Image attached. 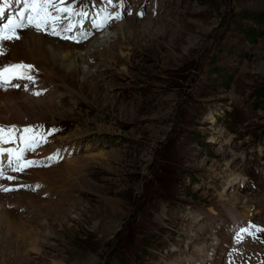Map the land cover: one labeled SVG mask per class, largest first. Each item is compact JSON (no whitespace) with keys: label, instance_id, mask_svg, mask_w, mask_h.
<instances>
[{"label":"rangeland","instance_id":"obj_1","mask_svg":"<svg viewBox=\"0 0 264 264\" xmlns=\"http://www.w3.org/2000/svg\"><path fill=\"white\" fill-rule=\"evenodd\" d=\"M149 17L155 24L148 31L160 41L138 33L131 50L122 49L129 55L126 72L111 64L85 78L81 68V76L70 78L75 107L62 118L23 127L33 128L25 134L52 161L66 156L59 162L73 163L69 171L82 189L61 194L44 187L42 178L12 187L46 189L43 198L62 212L31 219L22 229L47 222L37 235L40 249L25 238V244H0V264H170L187 255L199 264L195 246L204 245L193 233L222 223L219 211L249 208L264 227V0H136L114 24L140 25ZM190 35L198 37L194 46ZM122 50L115 46L106 57L124 60ZM31 154L25 159L36 164L26 172L42 169ZM240 170L248 180L235 192L244 199L230 194ZM216 214L220 222L214 223ZM6 231L0 230V240ZM241 236L218 264H264V231H252L246 241Z\"/></svg>","mask_w":264,"mask_h":264},{"label":"bare ground","instance_id":"obj_2","mask_svg":"<svg viewBox=\"0 0 264 264\" xmlns=\"http://www.w3.org/2000/svg\"><path fill=\"white\" fill-rule=\"evenodd\" d=\"M127 7L129 8L130 5ZM16 11L18 10H15L13 13ZM150 19L151 17L147 18L146 21L140 25L131 24L133 22L132 20L126 21L125 24L123 23L117 25H112L113 21H111L112 26L109 29L106 30V28L109 26L106 28H99V30H97L96 34L94 35L95 37L92 36L93 38L88 41H86V37L84 35H81V29H79L77 34H74V31L64 33V35L70 38L63 39L59 35H50L45 31H36L35 29L31 28L23 30L19 40L13 39L0 41V48H2L4 53L3 55H0V65L8 63L30 64L33 66L32 70L20 69L18 70L17 75H25L26 73L33 76L35 79V83H32L27 79H13L11 84H4L3 87H0V124L15 125L21 129V127L27 126L31 123L43 122L47 121L48 119H55V117L62 118L66 116L67 111L74 108L77 104L75 95L78 92L74 83L70 82V78L77 79L79 76H81V68L87 70L85 78L89 77L91 72L94 70H99V72L104 70L109 71L112 67L111 64H121L120 66L123 68L121 70L126 72L128 67L126 68L125 66L126 62L129 61V55H126L125 51L122 49L124 48L126 51L131 50L129 49L131 48L130 43L133 39L139 36L138 33H140L141 36H145V38H150V40H154L153 38H155V41H160V35L159 37L158 34L154 35L156 32L148 31L149 27L151 28L155 24L153 21H151L152 19ZM144 24H146L147 27L144 26ZM125 25H127L126 31L124 28ZM158 27H160V25ZM163 27L165 28V26ZM116 32H118V34H115ZM102 34H104V36L100 39L99 37ZM197 38V36L190 35L188 38L189 44L194 46ZM111 40H114L113 44ZM124 40L128 45H124L125 43L122 42ZM176 40L177 38H174L173 42ZM115 41L118 42L115 43ZM115 46H120L122 50L120 51V54L124 60L118 61L114 57H106L107 51L110 52ZM91 63L94 65L91 66ZM11 85H20V87H12ZM25 86H27V91L24 90ZM58 88H61L68 93L59 91ZM34 92H40L41 94L38 96L33 95ZM168 104L169 103H167V105ZM167 105L165 104V106ZM51 114L53 115L49 116ZM30 121L31 123H29ZM0 147L13 148L16 151H19L23 148V143L17 141L16 144L8 143L0 145ZM43 149L41 150L43 152L42 155L39 151V147H36L33 151V154L30 156L31 159L38 156L39 160L41 161L39 163L40 165L41 163L54 165V161L49 159V157H52V154L47 155L45 152L47 149ZM35 152L37 155H35ZM5 155L7 154L5 153ZM237 158L243 161L246 159L244 154H239ZM59 163L60 164L57 165V167L42 168L37 170L35 169L28 172H26V167H24L22 164L21 167H23V171L26 172V175L14 176L17 177L18 181L12 184V182L10 183L11 180H7L6 177L13 174L21 175V171H7L5 178L0 179V186L3 185L4 187L11 189L14 186H18L20 188V186H29L26 185L27 181H32L27 183L33 184V182H36L42 178L47 180L44 184V187L50 186L51 190H53V188L58 189L61 194H69L73 192L71 188L82 189V186L80 185V177L75 175L74 172L69 171V167L72 166L73 163L70 164L71 162L68 163L65 160H62ZM3 166L5 168L8 167L7 161L3 162ZM73 171H75V169ZM240 171L242 174L237 171V174H235V179L237 180L231 183L233 191L230 194L235 193L238 195L235 192L236 187L246 184V177L243 174L244 172L242 170ZM5 180L9 182L8 185L5 183ZM34 188H36V186L32 185L31 188L28 189L19 191L14 190L15 192L12 191L11 193H9L10 191L7 193L2 191L4 194H2V192L0 193V230H2V228L7 230L4 234L6 240H0V244L4 245L11 243L15 246V244H17L19 241H22V243L25 244V241L28 240L32 245L35 246V249H40V246H44L40 245L41 242H39L37 239V235L41 234L40 230L42 227L47 226V222H44V220H42V222H35L36 224H39L40 227H36L32 230L31 226V229L28 230L27 233L23 232L22 229L25 228V225L28 223V221H32L33 219L38 221V219L42 217L48 219L49 216L60 214L62 211L60 209V205H53V201H51L50 197H47L46 199L43 198V196L47 195L48 193L46 189H44L45 193H40L38 189L37 191L35 190L36 192H34ZM34 193L37 195H34ZM241 198L244 199L245 197ZM222 200L231 201V199H228L227 197H223ZM7 205L9 207L11 205L9 210H13V212L7 209L9 208ZM49 207H52L51 211ZM248 207H250V205ZM227 210L229 211L227 212ZM249 211V208L246 210L242 209L234 211L232 210V205H230L229 208H225V212L222 210L219 211V214L222 217V223L216 214L219 220L215 219L214 223L217 221L220 222L219 224H216L217 227L208 228L206 230L207 233L205 231H202L203 233H193L203 240L202 244L204 245V247L201 249H199L198 246H195L201 255V262H199V264L219 263L220 255L225 248V240L226 245L228 244L227 240L229 239V231L244 221V219L249 218ZM19 220H21V224L19 223L20 226L18 225ZM211 222H208L207 224H210ZM220 224L222 226H220ZM228 226H230V228ZM211 232H213V236H211ZM32 234H34L35 237H32ZM23 238L26 240L24 241ZM208 247L213 248L211 254H208ZM190 256L192 255H187L185 257L188 261V264L195 263V260ZM174 261H172L170 264H181L182 262V260L179 259L176 262Z\"/></svg>","mask_w":264,"mask_h":264},{"label":"snow or ice","instance_id":"obj_3","mask_svg":"<svg viewBox=\"0 0 264 264\" xmlns=\"http://www.w3.org/2000/svg\"><path fill=\"white\" fill-rule=\"evenodd\" d=\"M107 3L111 4L112 0H107ZM13 4L22 6L15 13H9L7 19H5V7L11 8ZM73 5H68L67 0H0V41L4 40H19L22 32L25 29H35L36 31H45L50 35H59L63 39L70 37L63 35L64 33L72 32L74 28L79 25L83 27L84 19L88 17V13L79 10L73 11ZM67 14V15H66ZM73 16L80 17L76 23H73ZM92 27L99 30L100 24L95 21L92 22ZM8 30V34L5 30ZM79 42V41H77ZM2 48H0V55H3ZM27 69L32 70L33 66L30 64L23 63H8L0 65V87L4 84H11L13 79H27L32 83H35L33 76L28 75H17L18 70ZM12 87H20V85H11ZM27 91V86L24 87ZM40 92H34L33 95H40ZM33 131L31 126L23 129L18 128L15 125H3L0 124V145L3 144H16L17 141L25 143V133ZM43 139V138H42ZM46 142V141H45ZM36 147H39V142L35 139L27 141V146L19 151L13 148L0 147V179L5 178L7 171H23L24 167H31L36 164L35 161L25 159V154L29 151H34ZM5 153L7 155H5ZM51 159V157H49ZM7 161L8 167L3 166V162ZM8 180H13L15 177L7 176ZM3 191L8 192L13 189L4 187ZM250 228H256V231H264L255 225H249L246 228H242L237 233V241L242 242L243 237L240 233L250 232ZM255 239V237L253 236Z\"/></svg>","mask_w":264,"mask_h":264}]
</instances>
